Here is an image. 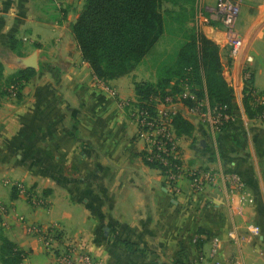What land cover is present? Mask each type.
<instances>
[{"label":"crops","instance_id":"1","mask_svg":"<svg viewBox=\"0 0 264 264\" xmlns=\"http://www.w3.org/2000/svg\"><path fill=\"white\" fill-rule=\"evenodd\" d=\"M53 3L0 0V85L31 70L17 96L0 94V201L10 212L1 229L33 250L25 264L47 262L42 241L25 223L58 226L99 264H264V123L249 118L243 105L246 73L264 92V0L241 1L232 33L242 40L236 55L220 21L203 25L220 45L237 121L215 132L194 109L176 104L194 126L179 138L183 162L215 175L202 191L185 176L179 192L143 158L145 144L122 105L137 101L132 79L125 88L122 78L99 79L82 58L72 26L84 0ZM215 7L216 0H206L205 13ZM31 57L34 68L25 63ZM232 172L243 179L248 201L225 181ZM7 180L24 183L46 205L27 201Z\"/></svg>","mask_w":264,"mask_h":264},{"label":"trees","instance_id":"2","mask_svg":"<svg viewBox=\"0 0 264 264\" xmlns=\"http://www.w3.org/2000/svg\"><path fill=\"white\" fill-rule=\"evenodd\" d=\"M164 2L194 5L196 0H87L72 29L82 58L90 64L96 77L115 79L133 69L150 52L164 33L165 19L160 11ZM177 67L173 74L191 84V92L206 94L212 107H226V112L236 115L234 88L224 77L218 43L201 31L194 32L190 42L179 53ZM30 72L28 69L19 71L7 84H17L20 92ZM198 84H204V89L194 88ZM251 88V83L244 87L243 105L247 116L256 118L261 107L252 104ZM135 91L140 105L152 96L170 94L156 91V87L144 83H136ZM185 104L195 106L193 100ZM173 125L178 137L189 136L193 132V123L180 112L174 114ZM146 163L163 169L161 164ZM0 261L1 264H22L21 250L8 238H3L0 245Z\"/></svg>","mask_w":264,"mask_h":264},{"label":"built area","instance_id":"3","mask_svg":"<svg viewBox=\"0 0 264 264\" xmlns=\"http://www.w3.org/2000/svg\"><path fill=\"white\" fill-rule=\"evenodd\" d=\"M58 3L60 0H54ZM242 0H216L214 13L211 15L199 13L196 16L197 27L209 24L214 18L223 24L225 30L230 33L229 42L231 45L232 55H236L242 46V40L235 33L238 18L241 11ZM244 87L251 83L250 74H245L243 77ZM17 84H9L5 87L0 85V94L15 97L19 93ZM113 93L114 90H113ZM252 97V104L255 107H261V110L256 115V120L264 123V92L255 89L253 86L249 91ZM195 98L190 92L185 94ZM193 107L195 113L205 123L215 131L223 130L228 124L237 120V115L226 112V107L222 106H207L203 100H194ZM178 102L171 95L159 97L152 96L144 105L138 102L132 103L130 100H123L122 105L130 108L131 118L134 120L137 130L136 136L145 144L143 158L145 162L161 164L163 169H160L166 176L169 186L175 192H179V184L183 177H188L191 181L192 188L196 191H202L210 183H214L215 175L210 170L199 168H188L183 162L180 140L175 132L173 125V116L177 113L175 107ZM225 181L228 182L232 190L237 191L243 201L249 200V193L246 191V185L241 176L232 172L227 174ZM7 184L14 186L20 195H25L32 204L42 206L46 202L39 195L29 189L24 183L6 181ZM45 202V203H43ZM9 212V207L6 204L0 203V219L5 217ZM50 226H34L33 233L41 238L44 246L55 251L57 264H99L96 258L85 252L79 244L69 243L64 244L63 248L55 245L57 239L54 236V228ZM250 231L258 236L260 228L257 225L250 226ZM219 238L212 239L211 255L217 253ZM215 264H227L216 262Z\"/></svg>","mask_w":264,"mask_h":264},{"label":"rangeland","instance_id":"4","mask_svg":"<svg viewBox=\"0 0 264 264\" xmlns=\"http://www.w3.org/2000/svg\"><path fill=\"white\" fill-rule=\"evenodd\" d=\"M61 2L62 0H60L59 4H61ZM54 3L58 4L57 1H54ZM54 3L50 4L52 8L56 7ZM84 3L86 4L87 0H84ZM205 5H206V0H196L194 5H179L173 2H164L160 7V11L163 14L164 19H165L164 33L161 35V37L159 38L157 43L154 45V47L150 50V52L143 58V59L146 58L145 66L138 68L139 64L143 60L141 59V61H139V63H137L133 67V69H130L125 74H122L116 78V79L118 78L123 79L124 84L122 85V87L125 88L126 83L132 79L134 91H135L136 83L150 84L156 87V91L160 92L162 90L166 93H170L168 95H171L172 97H174V100L177 101L178 103H183L184 105H186L185 103H187V101H190L192 103V100L194 101L195 99H197L198 101L203 100L207 103V106H211V103L208 97L206 96V94L196 95L195 93L191 92V88H190L191 84L189 83L187 84L184 78H178L177 77L178 75L173 74L179 68L177 67L178 60H179V53L181 49L188 42H190L191 37L194 34V32L201 31L208 38L212 40L216 38L215 36L214 37L212 36V34L210 33L208 29L204 30L203 26L197 27L196 16L199 13L206 14ZM214 41L216 42V40ZM168 80H169L170 85L167 83ZM170 80H171V83H170ZM194 88H196L197 90H201V88L204 89V84H198ZM189 92L192 95H194L195 98L185 95ZM135 94H136V91H135ZM136 98H137V95H136ZM137 102L138 101L134 103L137 104ZM234 102H235V97H234ZM188 107L193 109V107H190V106ZM199 119L201 118L199 117ZM21 196L27 199V201H30L27 196L25 195H21ZM40 198H42L46 202V200L44 199L42 195L40 196ZM0 203L3 204V202L1 201ZM44 205L46 204H43L42 206ZM1 221H2V218L0 219V245L2 243L3 238H7L6 236L3 235V232L1 229V224H2ZM34 226H37V225H33L32 223L23 224V228L28 234L37 236L36 233H33L32 231H30V229L33 230ZM53 226H55V228L53 229L54 236L57 239L55 245L59 246L60 248H63L64 244L74 243L71 241L70 238H66V236L61 235L62 231L60 230L58 226L56 227V225H51L49 228H53ZM15 244L17 248L21 250L22 252L21 263L25 264V261L31 258L33 250L28 249V248L22 249L18 246L17 243ZM74 244H78V243H74ZM43 247L45 249L42 248V252H43V255H45L46 257L44 258V260L47 261L46 264H57L55 251L53 249L50 250L46 248L44 244H43Z\"/></svg>","mask_w":264,"mask_h":264},{"label":"water","instance_id":"5","mask_svg":"<svg viewBox=\"0 0 264 264\" xmlns=\"http://www.w3.org/2000/svg\"><path fill=\"white\" fill-rule=\"evenodd\" d=\"M26 65L29 67V68H34L36 65H35V58L34 57H31L29 59H27L25 61Z\"/></svg>","mask_w":264,"mask_h":264}]
</instances>
